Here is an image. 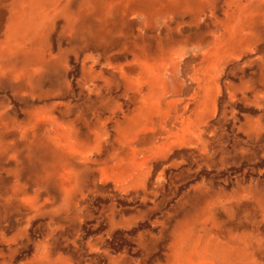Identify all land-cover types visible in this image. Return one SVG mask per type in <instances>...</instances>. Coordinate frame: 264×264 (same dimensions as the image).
I'll list each match as a JSON object with an SVG mask.
<instances>
[{
  "label": "rangeland",
  "instance_id": "obj_1",
  "mask_svg": "<svg viewBox=\"0 0 264 264\" xmlns=\"http://www.w3.org/2000/svg\"><path fill=\"white\" fill-rule=\"evenodd\" d=\"M25 2L0 0V264H163L180 226L263 249L264 0H45L11 31Z\"/></svg>",
  "mask_w": 264,
  "mask_h": 264
},
{
  "label": "bare ground",
  "instance_id": "obj_2",
  "mask_svg": "<svg viewBox=\"0 0 264 264\" xmlns=\"http://www.w3.org/2000/svg\"><path fill=\"white\" fill-rule=\"evenodd\" d=\"M39 9H40V5H38L37 0L30 1L26 9L24 8L22 9L25 11V13L22 11L17 15V18L15 19L16 22L13 21L11 25V31L15 28H18L21 25H26L30 23L33 17H35L34 15H36L39 12ZM42 23L38 24L40 28L41 26H43ZM38 25H36L37 28ZM33 27L34 26L29 25L26 26L24 29L30 30L33 29ZM11 31L9 32V38H13L17 35V34H12ZM3 142H4L3 136L0 135V157L7 161H10V159L15 158V155L17 153V146L13 145V148L9 149V145L5 143L3 145ZM2 145L4 147H2ZM24 146L26 147V145ZM15 172L17 174L16 168H15ZM25 184L26 183H24V185ZM17 186L18 183L13 182L10 188V193L16 197H18L17 196L18 194L15 195L16 190L18 189ZM21 193L22 196L20 197V201L23 203L24 206L27 207L28 194L26 192V189L22 188ZM254 214L253 215L255 218H260V219L264 218V212L261 210H257V212ZM179 228L180 229L177 232L175 243L173 244L171 253L165 259L163 264H246V262L252 260V257L255 254L258 255L261 254L264 257V248L259 249L256 245H254L250 234L242 235L236 232L234 229H232V231L229 232L227 236L211 237L210 235V236L194 237L189 231H187L186 226H180ZM254 239L255 238H253V240ZM262 246L264 247V243L262 244Z\"/></svg>",
  "mask_w": 264,
  "mask_h": 264
},
{
  "label": "crops",
  "instance_id": "obj_3",
  "mask_svg": "<svg viewBox=\"0 0 264 264\" xmlns=\"http://www.w3.org/2000/svg\"><path fill=\"white\" fill-rule=\"evenodd\" d=\"M30 1H33V0H26V2H27V5H28V3L30 2ZM25 2V3H26ZM42 2H45V0H37V3H38V5H40L41 6V4H42ZM27 7V6H26ZM24 13H25V11L24 10H22ZM22 11H20L19 13H21ZM8 47H10V46H8ZM25 133V132H24ZM26 134V133H25ZM25 134H23V137H25ZM0 135H2L3 136V134H2V132L0 131ZM26 145V147L25 148H29V144H25ZM13 148V145H9V149H12Z\"/></svg>",
  "mask_w": 264,
  "mask_h": 264
}]
</instances>
